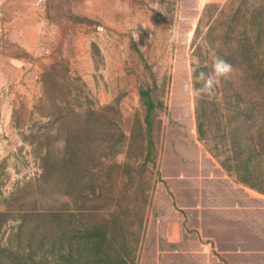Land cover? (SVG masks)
<instances>
[{
	"label": "rangeland",
	"instance_id": "374dc122",
	"mask_svg": "<svg viewBox=\"0 0 264 264\" xmlns=\"http://www.w3.org/2000/svg\"><path fill=\"white\" fill-rule=\"evenodd\" d=\"M217 57L228 78L190 95ZM236 199L264 237V0H0V264H94L98 233L204 264L183 253L219 217L197 214Z\"/></svg>",
	"mask_w": 264,
	"mask_h": 264
},
{
	"label": "crops",
	"instance_id": "0c3cea01",
	"mask_svg": "<svg viewBox=\"0 0 264 264\" xmlns=\"http://www.w3.org/2000/svg\"><path fill=\"white\" fill-rule=\"evenodd\" d=\"M202 212L210 211L219 217V226L212 224L211 234L205 236L202 229L199 231L200 237H197L199 246L191 252H184L183 255H191V258L198 262V258L203 257L204 264H264V237H255L251 235L250 222L244 221L242 216L250 212L244 202L239 199L232 202L223 200L218 205L203 206ZM204 225V219L201 218L199 226ZM215 228H218L217 230ZM245 228L249 229L246 236ZM198 234V233H197ZM181 231L179 235L175 232H167L166 238L170 243H181L187 237L182 238ZM200 240L202 242H200ZM205 242L207 245H205ZM211 248V252L207 250Z\"/></svg>",
	"mask_w": 264,
	"mask_h": 264
},
{
	"label": "trees",
	"instance_id": "16d2710c",
	"mask_svg": "<svg viewBox=\"0 0 264 264\" xmlns=\"http://www.w3.org/2000/svg\"><path fill=\"white\" fill-rule=\"evenodd\" d=\"M245 42V41H244ZM246 43V42H245ZM140 100L141 104L145 110L144 113V125L146 126V134L150 133L148 126L157 118L156 110V101L148 97V93L144 89L140 90ZM74 118L79 120L93 121L92 118H102L103 109L94 110L92 108H78L70 111ZM80 145V144H79ZM78 147V144L76 145ZM81 152L77 151L74 153L75 160L81 162L82 156ZM115 234V233H114ZM121 240H118V235L109 236L107 233H98L95 236L96 242L92 244L89 249L88 260H95L94 264H132L134 254L136 252L133 248V243L125 241V236H121ZM132 239V236H129ZM122 243L121 246L119 243ZM131 247V248H130ZM133 255V256H132ZM132 256V257H131Z\"/></svg>",
	"mask_w": 264,
	"mask_h": 264
},
{
	"label": "clouds",
	"instance_id": "9594fccd",
	"mask_svg": "<svg viewBox=\"0 0 264 264\" xmlns=\"http://www.w3.org/2000/svg\"><path fill=\"white\" fill-rule=\"evenodd\" d=\"M157 10H159L157 8ZM232 71V65L225 59L217 57L213 63L212 74H206L203 71L196 76L197 82H203L201 88L191 87L189 94L192 96L207 95L209 100L215 95V86L219 83L220 78L227 79Z\"/></svg>",
	"mask_w": 264,
	"mask_h": 264
}]
</instances>
